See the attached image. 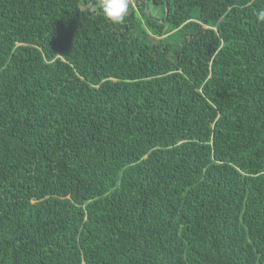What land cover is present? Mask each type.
<instances>
[{
	"label": "trees",
	"instance_id": "16d2710c",
	"mask_svg": "<svg viewBox=\"0 0 264 264\" xmlns=\"http://www.w3.org/2000/svg\"><path fill=\"white\" fill-rule=\"evenodd\" d=\"M131 2L0 0V264H264V0Z\"/></svg>",
	"mask_w": 264,
	"mask_h": 264
},
{
	"label": "clouds",
	"instance_id": "9594fccd",
	"mask_svg": "<svg viewBox=\"0 0 264 264\" xmlns=\"http://www.w3.org/2000/svg\"><path fill=\"white\" fill-rule=\"evenodd\" d=\"M130 0H100L101 14L112 24L121 23L129 13ZM258 23H264V10L256 14Z\"/></svg>",
	"mask_w": 264,
	"mask_h": 264
},
{
	"label": "rangeland",
	"instance_id": "374dc122",
	"mask_svg": "<svg viewBox=\"0 0 264 264\" xmlns=\"http://www.w3.org/2000/svg\"><path fill=\"white\" fill-rule=\"evenodd\" d=\"M130 4H131V6H132L133 8H135L134 3L131 2V0H130ZM88 9H91V6H89Z\"/></svg>",
	"mask_w": 264,
	"mask_h": 264
},
{
	"label": "water",
	"instance_id": "95a60500",
	"mask_svg": "<svg viewBox=\"0 0 264 264\" xmlns=\"http://www.w3.org/2000/svg\"><path fill=\"white\" fill-rule=\"evenodd\" d=\"M89 6H91V3L88 4V5L85 7L86 11L88 10V7H89Z\"/></svg>",
	"mask_w": 264,
	"mask_h": 264
},
{
	"label": "built area",
	"instance_id": "2783aa9c",
	"mask_svg": "<svg viewBox=\"0 0 264 264\" xmlns=\"http://www.w3.org/2000/svg\"><path fill=\"white\" fill-rule=\"evenodd\" d=\"M98 1V3L100 4V0H97Z\"/></svg>",
	"mask_w": 264,
	"mask_h": 264
}]
</instances>
